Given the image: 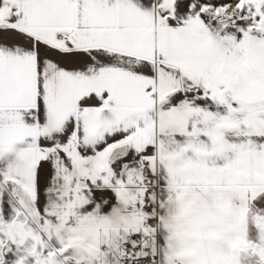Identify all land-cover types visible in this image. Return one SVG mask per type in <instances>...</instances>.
Wrapping results in <instances>:
<instances>
[{
	"label": "snow or ice",
	"instance_id": "6c2138e0",
	"mask_svg": "<svg viewBox=\"0 0 264 264\" xmlns=\"http://www.w3.org/2000/svg\"><path fill=\"white\" fill-rule=\"evenodd\" d=\"M0 264H264V0H0Z\"/></svg>",
	"mask_w": 264,
	"mask_h": 264
}]
</instances>
